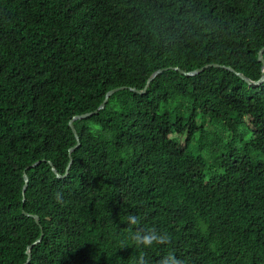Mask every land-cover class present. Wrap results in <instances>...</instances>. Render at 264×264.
<instances>
[{
  "label": "trees",
  "instance_id": "1",
  "mask_svg": "<svg viewBox=\"0 0 264 264\" xmlns=\"http://www.w3.org/2000/svg\"><path fill=\"white\" fill-rule=\"evenodd\" d=\"M263 48L264 0H0V264H264Z\"/></svg>",
  "mask_w": 264,
  "mask_h": 264
},
{
  "label": "water",
  "instance_id": "2",
  "mask_svg": "<svg viewBox=\"0 0 264 264\" xmlns=\"http://www.w3.org/2000/svg\"><path fill=\"white\" fill-rule=\"evenodd\" d=\"M263 53H264V48L259 52V61L263 64V70H264V57H263ZM213 66H216V67H220L219 65H216V64H211V65H206V66H204V67H202V68H200V69H196V70H194V71H190V72H185V71H183V70H180V69H178V68H171V67H169V68H164V69H160V70H158V71H156L150 78H149V80L147 81V84H146V86H145V88L143 89V90H138V89H136V88H129V90L130 91H132V92H134V93H137V94H145L146 92H147V90H148V88H149V86H150V84H151V82L154 80V79H156L160 74H162L163 72H165V71H168V70H176V71H180L183 75H186V76H188V77H193V76H196V75H198V74H200L201 72H203L204 70H206L207 68H209V67H213ZM229 70H231V71H233V72H235V70L233 69V68H228ZM237 75L239 76V77H241L243 80H245L249 85H255V86H257V85H260V84H262L263 82H264V75L260 78V80H258V81H252V80H250V79H248V78H246L243 74H241V73H237ZM126 89H128L127 87H120V88H115V89H112L111 91H109L107 94H106V96H105V99H104V101L101 103V105L95 110V111H93V112H89L88 114H86V115H83V116H78V117H74L69 123H70V125H71V127H72V129H73V132H74V134L76 135V137H77V139H78V141H79V145L76 147V148H74V149H72L71 150V154H70V157H71V163H70V165H69V167H68V170H67V174H66V176H62V174L60 173V171L54 166V164L52 163V162H50L51 163V165H52V167H53V171L55 172V174L61 179V180H64V179H67V177L70 175V172H71V170H72V167H73V164H74V159H73V154H74V152H76L77 151V149L81 146V142H80V137H79V134H78V131H77V129H76V126H75V124H74V122H77V121H84V120H87L88 118H90V117H92V116H94V115H97V114H99L102 110H104L105 108H106V105H107V102L109 101V99H110V97L112 96V95H114L115 93H117V92H119V91H122V90H126ZM39 165H41V162H38V163H36L35 165H33L32 167L33 168H36V167H38ZM25 179H26V185H25V193H26V191L28 190V188H29V182H30V178H29V176H28V174L26 173V175H25ZM30 215V214H29ZM36 219H37V221L39 222V220H40V218H39V216H34ZM42 240H43V237L42 238H40L34 245H31L30 247H29V250H28V254H29V260H28V263L27 264H29V262L32 260V255H33V253H32V249H33V247L36 245V244H39L40 242H42Z\"/></svg>",
  "mask_w": 264,
  "mask_h": 264
},
{
  "label": "clouds",
  "instance_id": "3",
  "mask_svg": "<svg viewBox=\"0 0 264 264\" xmlns=\"http://www.w3.org/2000/svg\"><path fill=\"white\" fill-rule=\"evenodd\" d=\"M53 195L58 204L63 203L62 193L56 192ZM128 219L129 223L132 225L139 224L138 218L134 216H130ZM132 239L135 241L136 245L143 246L145 248H150L154 244H166L170 242V237L168 234H161L154 228L137 231L133 234ZM138 264H148V261L144 258V256H140ZM160 264H181V261L177 259L175 253L170 252L168 255L161 259Z\"/></svg>",
  "mask_w": 264,
  "mask_h": 264
},
{
  "label": "rangeland",
  "instance_id": "4",
  "mask_svg": "<svg viewBox=\"0 0 264 264\" xmlns=\"http://www.w3.org/2000/svg\"><path fill=\"white\" fill-rule=\"evenodd\" d=\"M205 127H206V129H208V130L211 131V132H214V131H216V130H219L218 127L212 126V125H210L209 123H206V124H205ZM224 134H226V132H224ZM225 136L228 137L229 135L226 134ZM174 137L177 138V139H179V140L181 139L183 143H185L186 140H187V136H185L184 138H180L178 135H174L173 138H174Z\"/></svg>",
  "mask_w": 264,
  "mask_h": 264
}]
</instances>
